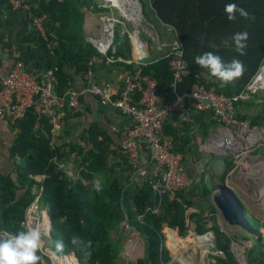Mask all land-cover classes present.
<instances>
[{"label": "trees", "instance_id": "obj_1", "mask_svg": "<svg viewBox=\"0 0 264 264\" xmlns=\"http://www.w3.org/2000/svg\"><path fill=\"white\" fill-rule=\"evenodd\" d=\"M150 1L155 15V23L150 27L159 43H170L161 34L162 29H169L184 47V59L190 75L176 87L171 68L172 58L168 57L170 48L159 58L144 61L141 66L134 62L127 63L133 60L132 48L130 37L124 34L121 23L120 27H116V49L109 52V57H113L115 61L108 63V57L103 56L96 45L87 39L85 30L86 10L98 13L111 10L102 6L98 0H41L34 11L38 15H47L46 26L56 42L55 49H49L46 40L35 29L25 40L40 41L46 49L48 61L45 68L55 65L60 67L57 83L60 93L70 86L69 74L65 70L68 63L86 67L87 73L93 71L95 80L101 70L118 76L140 70L142 75L157 80L160 95L167 99L189 92L195 83L207 88L216 87L219 93L229 96L238 95L256 77L264 64V0ZM227 3H235L244 8L250 14L249 18L245 19L237 13L236 19L230 21L224 12ZM14 11L11 0H0V45L4 48L12 47L13 43L6 40L2 21ZM243 31L248 32V40L245 54L241 56L235 51L234 45H231L230 38L234 33ZM225 39L229 40V46L222 43ZM213 44L217 47L212 48ZM205 51L215 52L226 62L233 58L240 59L245 68L243 74L227 86L222 85L215 77L210 78L205 69L194 63V57ZM133 98L137 102L141 99V94L136 93ZM241 106L243 111L239 113L240 117L264 130V91L243 102ZM107 108L109 107L105 109ZM178 115L167 119L164 134L173 139L176 151L182 153L185 151L182 148L185 147L183 140L193 137L182 135V131L172 127V121H177ZM79 117L81 114L77 111L68 112L57 145H53L50 119L35 106L30 108L25 119L13 124L18 133L12 150L18 179L14 181L0 173V229L8 233L21 229L27 210L39 193L35 188L40 187V183L34 177L47 175L42 205L55 219L52 241H64L65 248L62 252H57L59 254L75 251L81 264H121L120 242L112 237V233L122 231V223L127 221L146 240V254L138 261H125L123 264H181L166 243L165 228L170 226L188 235L190 219L196 223L198 234H205L210 229L215 231L217 251L224 254L213 257L216 264H240L233 249L234 237L222 229L217 219L212 227L205 220L206 211L218 212L213 202L214 191L208 187L206 176L189 191L180 192L175 197L165 196L159 214H146L148 207H156L160 201L152 188V177L126 182L119 178L117 168L128 163V160L111 150L113 137L99 123L95 122L84 130L80 136L82 143L70 142L77 127L82 125L80 122L75 124L72 120ZM73 157L80 172L76 180L69 179L60 169L61 163H67ZM115 158L121 161L115 163ZM212 162L211 159L207 170L214 173ZM231 169L229 164L222 177L224 184ZM96 185L100 186V191H97ZM196 209L198 212L189 214V210ZM140 216L144 218L139 219ZM253 227L260 231L255 225ZM251 231L257 242L246 249V263L264 264V240L259 241L256 231ZM74 235L79 236L85 244L91 242V247L86 249L91 255L85 254L83 245L77 247L71 244L70 239ZM172 238V242L181 249L188 244L187 240L176 237L175 233ZM38 254L41 256L40 264H43L44 256L40 251Z\"/></svg>", "mask_w": 264, "mask_h": 264}, {"label": "built area", "instance_id": "obj_2", "mask_svg": "<svg viewBox=\"0 0 264 264\" xmlns=\"http://www.w3.org/2000/svg\"><path fill=\"white\" fill-rule=\"evenodd\" d=\"M11 1L15 10L28 11L33 28L46 40L49 49L54 50L56 42L46 26L47 15H38L34 11L35 6L29 0ZM106 2H101V5L108 6ZM99 20L104 29H101L99 36H91L90 41L103 56L108 57V63L115 61L113 57H109V52L116 49V27L117 23H121L125 28L124 34L129 35L132 45L133 60L127 63L143 65V61L148 58V47L141 41L139 33H132L125 21L109 11L101 12ZM168 57L172 58L171 68L174 72V87H176L190 75L188 64L184 59V47L178 37L170 45ZM59 71L60 67L55 65L33 72L27 68L23 60H17L10 71H5L0 62V118L16 125L20 119H25L30 108L35 106L50 119L53 145H57L68 112L78 110L80 101L85 95L95 97L103 107L114 108L130 116L133 120L132 126L113 129L114 133L121 135L122 143L120 146L112 144L111 150L127 158L133 168V179L145 180L149 176L152 177V188L160 201L156 207H148L146 214L149 212L159 214L165 196L175 197L180 192L191 190L197 184L196 179L187 172L185 155L176 151L173 139L164 134L167 119L172 115L186 114L190 111L212 113L218 126L204 141L202 152L212 156L214 161L217 158H224L227 169L229 164L232 166L226 180L230 188L231 176L240 175L241 171L245 170L247 174L242 176L246 179L242 190L251 201L260 205V210L264 214V155L260 152L264 148V130L259 126H253L249 120L239 115L243 102L251 100L264 91V64L247 88L238 95L229 96L219 93L216 87L207 88L205 85L195 83L189 92L178 94L173 99L160 95L157 80L142 75L140 70L125 74L124 88L118 93L111 85L98 84L94 79L93 71L86 74L88 82L84 88L78 89L70 84L63 93H60L57 90ZM136 93L141 94V99L134 102L133 96ZM60 169L69 179L76 180L79 177V170L68 169L67 163H61ZM254 173L256 177L253 176ZM258 176L261 180H257ZM47 177V175L34 177L40 183V187L35 188L39 193L27 210L26 219L22 223L25 227L29 224L39 227L44 234L43 237H50L53 231L50 212L42 205ZM193 212L198 210H189V214ZM216 214L217 212L205 213L209 227L214 225ZM218 216L224 219L219 209ZM142 218L144 216L139 217ZM191 222L189 219L188 223ZM124 223L128 230L132 229L127 221ZM210 232L212 231L209 230L206 234ZM5 233L8 232L0 229V237ZM45 244L43 240L40 249L44 256L43 264H79L75 251L59 254L55 250H48Z\"/></svg>", "mask_w": 264, "mask_h": 264}, {"label": "crops", "instance_id": "obj_3", "mask_svg": "<svg viewBox=\"0 0 264 264\" xmlns=\"http://www.w3.org/2000/svg\"><path fill=\"white\" fill-rule=\"evenodd\" d=\"M33 6H38L41 0H29ZM99 1V0H98ZM103 2V0H101ZM105 2V1H104ZM111 8L112 6H106ZM115 7V6H114ZM111 14H116V11H109ZM125 14V13H123ZM101 15V13H100ZM96 18L93 11L86 10L85 14V30L87 39L90 40L88 28L94 27ZM88 27V28H87ZM30 15L25 9H17L13 13L8 14L2 21V30L6 35V40L13 43L12 47H2L0 45V62L5 71H10L16 64L18 58L23 59L27 68L33 72L43 70L48 61L46 49L41 45L40 41L28 42L25 40L27 35L33 30ZM158 39V38H157ZM155 40V39H154ZM158 52H167L169 43H159L155 40ZM148 52L151 54V44L147 43ZM132 48V45H131ZM162 55V54H161ZM133 57V56H132ZM65 70L69 74L70 84L78 89H82L87 84L86 74L87 68L78 67L73 63H68ZM124 75H111L106 70H101L97 73V83L111 85L116 93L123 89ZM106 108V107H105ZM100 105L98 100L90 95H85L80 101V108L76 110L81 114V117L73 119V123L80 122L81 126L73 133L70 142L82 143L80 140L81 134L88 129L93 123H99L113 137V145L120 146L122 137L113 132L114 128H125L133 125V120L130 116L122 114L121 111L114 108L105 109ZM243 111V107H240ZM245 111V110H244ZM252 111V110H250ZM172 127L179 129L181 134L192 136L193 138L184 139L183 146L185 149L182 152L185 155V167L190 176L196 179V183L200 182L205 176L207 177V165L212 159V156L205 155L202 152L204 141L211 135L212 131L217 127L212 113L190 111L186 114H179L177 121H172ZM18 139L17 131L13 124L7 120L0 118V173L5 177H11L17 181L16 161L13 158L12 150ZM190 142V143H189ZM116 159V160H115ZM114 162L121 161L115 158ZM215 161L212 162V167ZM67 168L76 170L75 157L67 162ZM117 174L124 182L133 179V168L129 163L122 164L117 168ZM23 193L20 194L22 196ZM251 210V209H250ZM263 223L264 221L261 220ZM51 238V237H50Z\"/></svg>", "mask_w": 264, "mask_h": 264}, {"label": "rangeland", "instance_id": "obj_4", "mask_svg": "<svg viewBox=\"0 0 264 264\" xmlns=\"http://www.w3.org/2000/svg\"><path fill=\"white\" fill-rule=\"evenodd\" d=\"M99 2H102V1L99 0ZM105 2L103 0L102 3H105ZM143 2L145 4L146 14L144 13L142 15L140 25H138L136 23L137 21L133 20L131 17L125 16L119 8L114 7L111 1L106 2V4H108L109 6H112L110 11L112 10L116 11L117 16L121 20L125 21L127 27L130 29L132 33L134 32L139 33L140 37H143V39L148 44H151V54L147 59L144 60V61H147V60H154V59L159 58L162 53L160 54L157 50V44L155 43V40H158L157 35L150 27V25L155 23V15H154V9H153L152 3L150 0H143ZM142 8H143V4L141 3V9ZM93 13L96 18L95 25L94 27H91V30L90 28L87 27L89 30L88 36L90 37L99 36L101 34V29H104L102 26V22L99 20L100 13L98 12H93ZM119 24L120 23H117V27H120ZM122 27H123L122 30H125L124 26ZM161 34L165 35L170 40L169 44L174 42L175 40L174 33L170 31L169 29H166V30L162 29ZM169 48L170 47L168 45L167 49ZM241 111L242 110H240V112ZM260 152L264 155V148H262ZM241 173L240 175L236 174L234 176H231V180H232L231 188H233L234 191L239 195V197L244 201V204L247 210V216L249 220L251 221V223H253L252 224L253 226L255 225L257 228L260 229L262 236H263V240H264V227H262L263 222L261 221V220L264 221V214L260 210V207H259L260 205L258 203L256 205L253 201H251L246 195V193L242 190L243 184L246 180L242 176L246 175L247 172L245 170H242ZM253 176L256 177V173H254ZM206 180H207L206 182H207L208 187L212 189L213 191L217 189L218 187H222L224 185L222 177H218L215 175V173H211L210 171H208ZM257 180H261V177L258 176ZM206 212H210V211H206ZM210 213H213V212H210ZM215 217L217 218L219 224H222L221 225L222 229L224 228L225 231H227L229 234H231L232 237H234L233 249H234L235 256L238 262L240 264H247L245 251L248 247L252 246L253 243L257 242L255 237L253 236L254 233L245 226L240 227L239 225H231L225 219H220V217L218 216V212ZM209 225H211L210 222H209ZM189 228H190V231L188 235H184L180 232L179 229H173L170 226H167L165 228V232L167 234L166 243L168 247L170 248L174 257L178 261H180L181 264H186V263H183V260L185 257H189L188 262H190V264H194L193 261L195 260L196 257L193 258V253L196 252L195 254L198 257V262H199L198 264H200V262L203 264H216L217 261L213 257L217 255L218 256H224V255H222L220 251H217V247L215 246L210 253L207 252V259L203 262L202 259L205 253L201 252L198 237H197L198 235H203V234H198V232L196 231V223L194 221H192L189 224ZM210 231H213V229H210ZM174 233L176 237L183 238V240H187L189 245L186 244L182 249L179 248L177 244H175V242L174 243L172 242L173 241L172 237ZM180 233L183 236L180 235ZM112 237L115 240L118 239L120 242V246H121L120 257L122 259L121 264H123V262L125 261H138L140 258L145 256L146 240H144V238L137 232V230L135 229L128 230L124 222L122 223V231H114L112 233ZM43 240H45V243H46L45 246L48 250L49 249L53 251L55 250L54 244L52 243L53 241L49 236L43 237ZM169 242L171 245L169 244ZM215 243H216V240H215ZM135 244L138 246V248Z\"/></svg>", "mask_w": 264, "mask_h": 264}, {"label": "clouds", "instance_id": "obj_5", "mask_svg": "<svg viewBox=\"0 0 264 264\" xmlns=\"http://www.w3.org/2000/svg\"><path fill=\"white\" fill-rule=\"evenodd\" d=\"M224 12L227 18L236 19V14L239 13L245 19L249 18V13L235 3H227L224 6ZM143 38V37H142ZM231 45H234L235 51L241 56L245 54L248 40V32H236L231 36ZM222 43L229 46V40L225 39ZM216 48L215 44L211 45ZM194 63L200 68L207 71L209 77H215L222 85L227 86L236 78L240 77L245 68L243 61L238 58H233L230 61H224L222 57L213 51H205L194 57ZM97 191H100V186L96 185ZM230 224V223H229ZM43 236L39 227L31 226L30 224L22 226L21 229L14 233H5L0 237V264H40L41 256L38 254L42 244ZM70 242L73 246L80 247L86 255H91L86 251L91 247V242L84 243L79 236H72ZM56 252H62L65 248L64 241L57 239L52 242Z\"/></svg>", "mask_w": 264, "mask_h": 264}, {"label": "water", "instance_id": "obj_6", "mask_svg": "<svg viewBox=\"0 0 264 264\" xmlns=\"http://www.w3.org/2000/svg\"><path fill=\"white\" fill-rule=\"evenodd\" d=\"M140 1L143 4V11H142V15H143L144 13L146 14V10H145L146 8H145V4L143 0H140ZM136 23L140 25L141 21L136 22ZM140 38L142 42L147 44V42L142 37ZM149 56H150V53L148 52L147 57ZM212 161H214L213 158H212ZM226 170H227L226 160L224 158H217L213 165V171L215 175L218 177H223ZM214 191H215L213 195L214 205L216 206L217 209H219L222 212L224 219L231 225H239L240 227L245 226L248 229L251 228V230L256 231L255 233L259 237V241H261L263 239L262 233L261 231L258 232L255 229V227L252 226L249 218L247 217L246 206L244 204V201L239 197V195L234 190H232L227 184H224L222 187H218ZM50 218L52 222V227L54 228L55 219L53 215L51 214H50ZM212 232H213L214 239L216 240V233L214 230ZM50 237L52 238V233ZM215 246H217L216 243H215ZM220 253L224 255L222 252ZM195 256L196 254L194 252L193 258H195ZM78 260H79V264H81V260L79 257H78Z\"/></svg>", "mask_w": 264, "mask_h": 264}, {"label": "bare ground", "instance_id": "obj_7", "mask_svg": "<svg viewBox=\"0 0 264 264\" xmlns=\"http://www.w3.org/2000/svg\"><path fill=\"white\" fill-rule=\"evenodd\" d=\"M113 4V6L119 8L122 13L127 17H131L133 20L139 22L142 19V10L141 9V1L140 0H109ZM137 46L139 44H136ZM198 241L200 250L202 253H205L203 256V262L207 259V252H211L215 247V239L213 236V232L204 235H198ZM196 253V252H195ZM194 264H198V257L195 256ZM186 258V259H185ZM183 263L190 264L188 262L189 257H185ZM200 264H203L200 262Z\"/></svg>", "mask_w": 264, "mask_h": 264}]
</instances>
